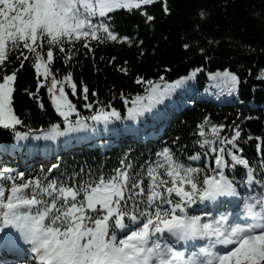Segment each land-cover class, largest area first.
Returning a JSON list of instances; mask_svg holds the SVG:
<instances>
[{"label": "trees", "instance_id": "16d2710c", "mask_svg": "<svg viewBox=\"0 0 264 264\" xmlns=\"http://www.w3.org/2000/svg\"><path fill=\"white\" fill-rule=\"evenodd\" d=\"M81 17L82 28L31 33L30 16L0 28L12 38L0 60L4 202L16 189L50 216L46 230H61L77 203L65 193L121 174L128 211L143 219L161 201L167 223L238 211L260 189L247 169L264 178V0H153ZM227 71L238 79L231 101L208 78ZM222 157L237 160L226 167L240 180L233 198L192 208ZM241 251L225 264H264V248Z\"/></svg>", "mask_w": 264, "mask_h": 264}, {"label": "rangeland", "instance_id": "374dc122", "mask_svg": "<svg viewBox=\"0 0 264 264\" xmlns=\"http://www.w3.org/2000/svg\"><path fill=\"white\" fill-rule=\"evenodd\" d=\"M24 2V6L32 5V7L28 11H34L33 7L37 5H45L46 0H19ZM18 2V0L16 1ZM153 0H142V1H129V0H79L78 7L73 9L71 6L67 5L69 1H66L65 6L66 10H79L87 14L89 17H94L96 14L98 16H105L108 12L118 10V9H131L143 6L145 4H150ZM18 4V3H16ZM50 4L56 10V8L60 6L58 0H50ZM1 9V7H0ZM61 15V14H60ZM199 71L195 72V75H198ZM201 77V76H198ZM209 84L211 89H213L215 95L219 100L223 101H231L232 95H237L238 92V79L233 73L220 72L209 74ZM194 82H198L197 78L194 79ZM227 93L228 96H224L222 93ZM117 195V186L116 184H104L99 187L93 193H89L86 199L87 207L91 209L102 208L106 212H108V216L113 213V205L112 201L114 196ZM106 218L100 219L98 221V226L96 231L93 232V237L90 241V248L86 251V248H82V244L77 240V236L81 234V232L85 231L80 228V226H76L74 229H71L69 237L65 240V244L70 246L69 257L72 259H76V257L81 256L86 259L89 258L99 247L100 244V235L105 229ZM75 233V237L72 235ZM84 235L82 234L81 238ZM82 240V239H81ZM255 249V248H254ZM259 247L256 249L258 250ZM110 250V249H109ZM60 262V259L58 258Z\"/></svg>", "mask_w": 264, "mask_h": 264}, {"label": "bare ground", "instance_id": "6f19581e", "mask_svg": "<svg viewBox=\"0 0 264 264\" xmlns=\"http://www.w3.org/2000/svg\"><path fill=\"white\" fill-rule=\"evenodd\" d=\"M237 160L235 159V158H231L230 159V161H228L226 158H223L222 157V160H221V162H220V169H219V171H221L222 170V172H219V174H218V177L219 176H223L224 177V181L226 182V183H233V184H235V181H238L237 179H233V178H229L228 176H227V174H226V167L228 166L229 168H231L234 164H237V162H236ZM246 177L249 179V180H251V183L252 184H258L259 185V187H260V189H264V178H260V179H256L255 178V175H254V173H253V171L251 170V169H247V171H246ZM247 179V180H248ZM240 181V180H239ZM238 181V182H239ZM246 182V181H245ZM242 185V184H241ZM240 221H242L243 222V220L241 219Z\"/></svg>", "mask_w": 264, "mask_h": 264}]
</instances>
